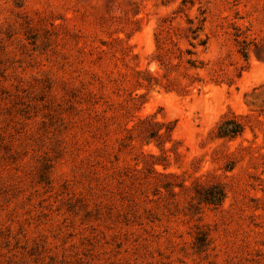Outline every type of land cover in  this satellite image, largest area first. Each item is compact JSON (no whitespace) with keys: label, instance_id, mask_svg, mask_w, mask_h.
I'll return each mask as SVG.
<instances>
[{"label":"rangeland","instance_id":"rangeland-1","mask_svg":"<svg viewBox=\"0 0 264 264\" xmlns=\"http://www.w3.org/2000/svg\"><path fill=\"white\" fill-rule=\"evenodd\" d=\"M0 264H264V0H0Z\"/></svg>","mask_w":264,"mask_h":264},{"label":"trees","instance_id":"trees-1","mask_svg":"<svg viewBox=\"0 0 264 264\" xmlns=\"http://www.w3.org/2000/svg\"><path fill=\"white\" fill-rule=\"evenodd\" d=\"M244 130L243 123L235 115L233 118H223L217 129V137L219 138H234L241 134ZM215 190V191H214ZM225 189L223 186L216 184L204 190L199 194L202 201L211 204H219L225 197Z\"/></svg>","mask_w":264,"mask_h":264}]
</instances>
